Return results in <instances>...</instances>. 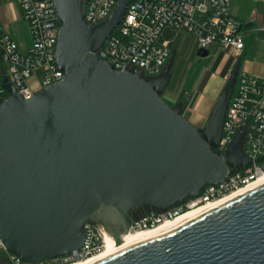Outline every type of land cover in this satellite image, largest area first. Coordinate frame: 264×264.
I'll return each mask as SVG.
<instances>
[{"label":"water","instance_id":"obj_1","mask_svg":"<svg viewBox=\"0 0 264 264\" xmlns=\"http://www.w3.org/2000/svg\"><path fill=\"white\" fill-rule=\"evenodd\" d=\"M51 1L63 78L26 101L1 82L0 241L24 264L80 249L87 224L129 231L133 210L166 211L251 164L243 132L225 153L215 149L239 65L198 129L161 98L169 67L146 78L96 55L128 0L96 26L83 21L88 0ZM93 264H264V183Z\"/></svg>","mask_w":264,"mask_h":264},{"label":"built area","instance_id":"obj_2","mask_svg":"<svg viewBox=\"0 0 264 264\" xmlns=\"http://www.w3.org/2000/svg\"><path fill=\"white\" fill-rule=\"evenodd\" d=\"M16 1L22 20L28 26L30 46L26 52H21L0 26V71L26 101L37 91L63 78L55 62L60 22L51 0ZM116 1L88 0L83 21L89 26L106 21ZM252 1L264 5V0ZM259 26L264 31V12ZM244 27L241 21L232 17L230 0H128L122 22L96 55L113 70H139L144 77L152 78L161 75L171 53L167 43L159 41L165 28L194 35L202 51L215 47L216 50L231 49L239 53L245 45ZM2 81L0 102L9 95L2 88ZM235 84L215 149L225 153L235 136L243 132L241 153L251 164L229 168L219 184L205 186L195 197L171 207L173 209L152 211L147 217L131 223L129 230L153 227L162 220L264 177V160L256 161L264 156V73L238 72ZM83 228L86 234L80 249L36 264H71L99 252L104 240L102 226L97 229L95 225L87 224ZM0 262L24 264L8 254L1 241Z\"/></svg>","mask_w":264,"mask_h":264},{"label":"crops","instance_id":"obj_3","mask_svg":"<svg viewBox=\"0 0 264 264\" xmlns=\"http://www.w3.org/2000/svg\"><path fill=\"white\" fill-rule=\"evenodd\" d=\"M231 1V15L235 19L241 21L244 24L243 38L245 35L250 36L247 41L244 38V48L241 52H235L231 49L216 50L215 47H210L215 56V63L209 61L205 69H202L199 80V85L195 90L189 92H183L179 99L178 92H174V89H170L169 82L173 73H179V63L174 66V50L176 51L178 41L172 42V37L179 35V38L184 39L185 35L188 38L193 36L197 51L200 52L197 45V39L194 35H191L183 30H177L173 28H165L159 38L160 42H166L170 50V56L162 71L165 68L171 70V75L168 79L167 85L161 94L164 99L173 103V106L178 105L181 108L183 116L189 115L188 121L196 128H201L212 113V108L217 101L219 93L230 82L231 74L236 65H239V71H245L252 74H263L264 65H259L253 62L247 57L248 42L253 38H264V31L259 29L262 15L264 12V5L261 2H254L252 0H230ZM0 26L4 33L15 41L21 52H26L30 46V35L27 24L22 20L20 10L16 0H0ZM181 41H179V45ZM185 51L190 55L192 53V44L189 45ZM181 49V48H179ZM206 51V50H205ZM209 54V52L207 51ZM207 54V55H208ZM197 55V54H196ZM176 67V68H175ZM161 73V74H162ZM5 78V75L0 71V81ZM187 93V95H185ZM178 94V97H177Z\"/></svg>","mask_w":264,"mask_h":264},{"label":"bare ground","instance_id":"obj_4","mask_svg":"<svg viewBox=\"0 0 264 264\" xmlns=\"http://www.w3.org/2000/svg\"><path fill=\"white\" fill-rule=\"evenodd\" d=\"M261 183H264V177H259L256 180L248 182L247 185L237 187L236 189L216 199L203 202L192 208L182 211L172 218L162 220L153 227L125 231L123 226H120L116 230V234L112 233L107 227H103L104 231L102 230V233L104 240L102 249L83 260H79L78 262L75 261L71 264H93L99 262L123 249L135 245L136 243L138 244L150 237L152 238L157 234L217 209L225 203L238 198L245 191L258 186Z\"/></svg>","mask_w":264,"mask_h":264},{"label":"rangeland","instance_id":"obj_5","mask_svg":"<svg viewBox=\"0 0 264 264\" xmlns=\"http://www.w3.org/2000/svg\"><path fill=\"white\" fill-rule=\"evenodd\" d=\"M250 36L245 35L244 38L248 41ZM182 38H179V35H176L175 37H172V42L176 43L178 41V44L176 45L177 49L174 50V59L173 61L174 66L179 63V73L176 72L172 74V77L170 78L169 82V88L174 89V92H176L177 89H179V99L180 95L183 92H189L192 90H195L196 87L199 85V80L201 76L202 69H205L209 61L212 63H215V56L213 57V52L210 47L206 48V51L209 52V54L205 57H200L199 52L197 51L196 44L194 41L193 36L189 37L185 35ZM179 41H181V44L179 45ZM192 44V53L190 51V55H188L186 49L187 47ZM181 48V49H179ZM199 49V48H198ZM248 52L247 57L251 59L253 62H256L259 65H264V38H253L252 41L248 42ZM200 50V49H199ZM197 54V55H196ZM176 68V67H175ZM228 85V84H227ZM178 92V90H177ZM220 94V93H219ZM178 97V94H177ZM170 107H173V103L170 101H167V99H164L165 97H161ZM183 112V111H182ZM181 112V114H182ZM183 115V114H182ZM185 118L188 120L189 115L186 114ZM203 128V127H201ZM186 201V200H185ZM184 201V202H185ZM183 202V203H184ZM173 209V208H171ZM142 208H138L133 210V212H140ZM151 210V209H149ZM131 212V213H133ZM148 214L143 215L140 217V219L147 217ZM97 229L100 228L99 225H95ZM93 230V228H92ZM102 230L104 231L103 227Z\"/></svg>","mask_w":264,"mask_h":264},{"label":"flooded vegetation","instance_id":"obj_6","mask_svg":"<svg viewBox=\"0 0 264 264\" xmlns=\"http://www.w3.org/2000/svg\"><path fill=\"white\" fill-rule=\"evenodd\" d=\"M198 129H202V128H198ZM152 210H149V208H142V210L140 212H133V213H129L128 215V224L129 226L131 225V223L134 222H138V220L140 219V217H142L145 214H152ZM119 227H117L118 229Z\"/></svg>","mask_w":264,"mask_h":264}]
</instances>
